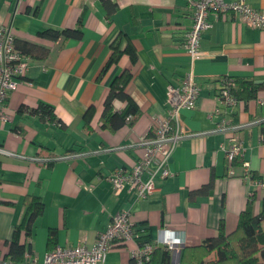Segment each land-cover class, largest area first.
<instances>
[{"label": "crops", "instance_id": "0c3cea01", "mask_svg": "<svg viewBox=\"0 0 264 264\" xmlns=\"http://www.w3.org/2000/svg\"><path fill=\"white\" fill-rule=\"evenodd\" d=\"M249 3L264 14V0ZM193 13L188 0H0V26L12 31L15 44L48 51L44 59L23 54L30 66L8 98L7 121L0 126V148L7 151L0 153L1 256L32 197L41 199L43 210L31 236L22 233L21 241L39 264L57 246H92L123 210H130L137 237L146 236L143 244L159 243L164 229L185 235L180 252L159 245L150 264H186L185 249L215 237L222 223L233 232L249 202L255 213L261 211L264 189L227 175L220 145L229 132L215 131L223 117L217 112L221 78L261 84L257 97L241 100L227 119L241 127L236 137L244 159L264 181V30L234 12L210 14L212 27L201 36L193 67L200 96L194 110L181 111L184 136L169 161L171 176L158 180L153 194L140 201L129 186L115 193L109 181L115 170L130 171L138 163L140 140L167 116L168 86H180L191 70L184 41ZM75 28L82 29L80 40L39 36L47 29ZM114 52L121 55L109 65ZM126 73L125 91L139 115L113 130L103 125L104 102ZM41 104L53 110L56 122L36 112ZM125 107L114 102L116 111ZM130 247L115 243L101 264H136Z\"/></svg>", "mask_w": 264, "mask_h": 264}, {"label": "built area", "instance_id": "2783aa9c", "mask_svg": "<svg viewBox=\"0 0 264 264\" xmlns=\"http://www.w3.org/2000/svg\"><path fill=\"white\" fill-rule=\"evenodd\" d=\"M194 7L193 25L186 33L184 47L191 59V70L178 87L170 84L167 88V103L169 110L164 119L155 120L152 136L140 140L143 147L142 157L130 171L115 170L109 175L115 193H120L126 186L134 195L135 201L144 200L155 191L158 180H165L171 176L169 161L178 142L183 138L184 131L181 125L180 114L183 110H194L200 96V87L195 81L194 64L200 55V39L202 34L212 27L209 21L210 14L217 16L230 12L237 13L243 23L254 29L264 30V14L252 8L249 0H188ZM30 66L29 59L15 48V36L7 26H0V126L7 121L6 103L12 92L18 87V79L24 78ZM235 79L224 76L221 79V88L217 94L220 108L217 109L222 120L215 131L229 132L226 143L220 145L224 152L229 177L239 176L249 185L264 189V181L253 179L250 163L244 159L245 149L237 139L236 132L241 127L231 126L227 119L229 110L237 107L241 100L233 94ZM261 105L263 104L262 101ZM228 110V112H227ZM129 120L133 116L128 117ZM0 153L7 151L0 148ZM242 159L237 165V161ZM41 161V159H38ZM238 166V167H237ZM237 170L239 172H237ZM137 234L133 228L130 210L118 213L104 232H101L92 246H57L50 250L43 264H101L105 262L107 254L115 243L130 247V253L136 264H147L151 261L155 250L162 245L166 251L178 253L186 243L182 233L171 230H161L159 243L139 244ZM0 264H39L37 258L29 254L24 260L16 263L0 255Z\"/></svg>", "mask_w": 264, "mask_h": 264}, {"label": "trees", "instance_id": "16d2710c", "mask_svg": "<svg viewBox=\"0 0 264 264\" xmlns=\"http://www.w3.org/2000/svg\"><path fill=\"white\" fill-rule=\"evenodd\" d=\"M82 35L83 32L80 28L47 29L39 33L41 38L54 42L68 39L80 40ZM15 45L22 54L31 58L44 59L48 52L45 48L29 43L17 44L16 42ZM120 55L119 52H114L108 64L110 65L118 61ZM231 77L235 79V88L232 92L240 100L255 99L258 92L262 89L261 84L239 79L235 76ZM128 80V73L116 80L112 84L104 102L103 125L107 124V127L110 126L113 130H117L125 124H131L139 115L136 104L125 91ZM115 101L126 103L125 109L116 111L114 108ZM36 112L56 122L53 110L46 105L41 104L36 109ZM129 116H133V118L129 120ZM241 161L242 159H239L237 165ZM256 178L260 179V177L253 173V179ZM209 186L204 190H208ZM26 207L25 217L16 227L15 233L8 243L9 251L5 256V259L16 263L22 262L25 253L27 251L30 252V247H27L26 243L21 241V236L22 233L26 239L31 236L34 222L43 210V203L40 198L32 197L27 199ZM54 233V231L51 232L50 242L53 241L52 235ZM145 238V235L139 236L137 237V241L139 244H143L146 241ZM212 254L214 258L205 261ZM182 261L186 264H264V199L259 213L254 212L252 202H249L245 210L241 212L238 225L233 232L227 233L222 223L215 237L204 240L199 246L185 249ZM150 262L147 264H150Z\"/></svg>", "mask_w": 264, "mask_h": 264}, {"label": "rangeland", "instance_id": "374dc122", "mask_svg": "<svg viewBox=\"0 0 264 264\" xmlns=\"http://www.w3.org/2000/svg\"><path fill=\"white\" fill-rule=\"evenodd\" d=\"M212 258H214L213 254H212L211 256L207 257V258L205 259V261L210 260V259H212Z\"/></svg>", "mask_w": 264, "mask_h": 264}, {"label": "water", "instance_id": "95a60500", "mask_svg": "<svg viewBox=\"0 0 264 264\" xmlns=\"http://www.w3.org/2000/svg\"><path fill=\"white\" fill-rule=\"evenodd\" d=\"M181 251V250H180Z\"/></svg>", "mask_w": 264, "mask_h": 264}]
</instances>
